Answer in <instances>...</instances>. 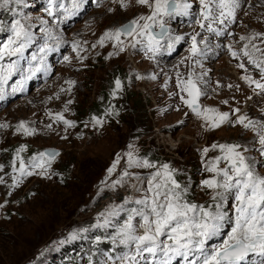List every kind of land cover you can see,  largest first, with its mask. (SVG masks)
<instances>
[{"label":"rangeland","instance_id":"obj_1","mask_svg":"<svg viewBox=\"0 0 264 264\" xmlns=\"http://www.w3.org/2000/svg\"><path fill=\"white\" fill-rule=\"evenodd\" d=\"M187 2L190 4L187 15L166 18L170 34L183 39L175 42L171 49L167 48V41L162 42L165 47L152 56L139 44L132 47V37L121 36L124 51L114 47L112 40H106L103 46L98 43L106 31L149 14L150 10L136 0H124L123 7L120 0H79V10L64 12L54 8L55 15L48 13L50 0H7L6 3L0 0V45L7 42L16 20L32 33L22 57L3 61L18 60L20 71L9 80L4 98L0 99V125H4L0 127V178L4 181L0 183V264H53L56 259L59 264H71L69 256L56 255L60 248L74 242L79 244L76 257L81 264H113L116 257L129 249L113 244L111 238L136 205L118 201L106 206L101 213L116 207L118 215L109 217L110 224L103 227L97 226L104 224L102 216L87 215L79 219L76 216L104 191L113 187L115 191H122L128 177L121 184L114 185V182L121 179L125 170L131 174L129 182L133 190L138 182V186L146 187L147 176L141 174H152L161 165L168 164L174 170V178L187 189L186 199L205 206L212 204L213 193L202 181L213 176L207 166L220 155L219 149H212L213 144L239 143L247 147L249 151L245 155L255 162L257 172L264 175V157L260 155L256 133L238 124L209 128L183 104L180 97L186 98V94L177 87L178 78L187 80L191 74L204 93L199 99L202 109L228 112L233 121L238 115L246 114L264 122V94L258 95V89L254 92V86L250 88L241 79L245 74L259 78L243 55V49L247 44L254 57L264 59V53L252 48L255 44L264 50V35L257 36L251 43L247 39L254 34H264V0H240L234 22L214 25L220 34L202 30L195 23L199 18V0ZM58 3L72 9L70 0H58ZM49 31L57 39H49ZM196 33H199L201 54L192 57L191 36ZM46 43L51 50L45 55L40 49ZM73 44H78L76 51ZM233 51L237 56L232 55ZM240 63L245 64L247 73L238 67ZM36 67H40V71H29ZM117 79L121 82L119 90L115 85ZM19 81H23V90L13 93L12 87ZM69 81L74 83L69 84ZM237 88L244 90L239 92ZM133 93L143 99L148 122L142 134L137 125L134 128L132 125L130 138L120 137L118 133L126 132L139 117L140 108ZM238 94L241 99L232 98ZM248 101V110H243ZM94 103L103 105L102 116L91 117L83 112ZM236 108L240 109L239 113L233 112ZM56 113L63 114L74 126L68 127L56 120ZM93 118L103 123L95 124ZM21 122L30 135L18 130ZM122 138L125 139L120 145ZM22 146L24 150L19 152L18 159L17 152ZM45 148H56L60 153L45 163L44 174H39V168L30 169L34 174L20 177L19 185L12 187V177H19L13 166L18 169L20 159L28 165L31 158L43 153ZM205 149L209 151L205 153ZM128 152L156 167L129 168ZM85 153L106 156L108 167L118 155L121 159L113 174H107L97 183L81 208L66 212L64 202L60 204L61 198L54 190L65 194L57 176L66 165H72L74 159ZM44 160L49 158L44 157ZM73 199L68 202L74 203ZM233 203L229 196L224 205L229 218L233 216ZM120 206L123 211H119ZM231 227V220L226 219L220 233L208 241L207 246L222 243ZM100 243L107 245L113 255L98 252ZM255 259L250 256L245 264H253Z\"/></svg>","mask_w":264,"mask_h":264},{"label":"snow or ice","instance_id":"obj_2","mask_svg":"<svg viewBox=\"0 0 264 264\" xmlns=\"http://www.w3.org/2000/svg\"><path fill=\"white\" fill-rule=\"evenodd\" d=\"M2 2L6 3L7 0H2ZM70 2L72 9L66 7L64 3H58V0H50L49 15H55L54 8L62 9L64 12L79 10V0H70ZM120 2L122 7L125 6L124 0ZM136 3L146 6L150 10L149 14L141 15L115 30L106 31L98 41L101 46L106 40H112L115 42L114 47H117L119 51H124L125 42L121 40V36L132 37V47L139 44L146 53L155 56L161 48L165 47L162 42L167 41L166 46L171 49L175 42L183 39L170 34L166 18L187 15L190 9L187 0H136ZM199 5V18L195 19V23L202 30L206 29L208 32L220 34L214 25H223L225 21L234 22L236 11L240 7V0H199ZM10 31L11 35L7 42L0 45V99L4 98L9 80L20 71L18 60H11L9 63H3V61L5 58L22 57L25 48L32 40V33L20 20L12 24ZM198 35L199 33H196L191 36L190 53L192 57L201 54L197 41ZM260 35L264 34H254L247 39L251 43ZM48 38L57 39L50 31ZM241 39L245 38L241 37ZM77 48L78 44H73V50L76 51ZM252 48L264 53V50L257 48L255 44H252ZM49 50H51L50 46L46 43L40 52L46 55ZM77 55H79L78 52ZM232 55L235 57L237 53L233 51ZM243 55L258 72L259 78L245 74L241 79L250 88L254 86V92L258 89V95L264 94V59L254 57L253 53L248 50L247 44L244 46ZM35 59L36 57H33V60ZM64 59L69 58L64 57ZM40 64H43V57L40 59ZM238 67L248 72L244 63H240ZM29 71H40V67ZM68 83L74 82L69 81ZM115 85L119 90L121 87L119 79L115 81ZM177 87L181 93L186 94V98L184 95L180 97L183 104L197 117L203 119L209 128H219L228 123L238 124L244 129L254 131L261 146L260 155L264 157V122L254 120L246 114L238 115L233 121L228 112H220L214 108L202 109L199 99L204 93L191 74L187 80L178 78ZM18 90H23V81L17 82L12 87L13 93ZM112 94L115 95V91ZM233 112L239 113L240 109L236 108ZM55 119L63 121L68 127L74 126L73 122L64 119L61 113H56ZM93 120L95 124L103 123L97 118ZM18 130L31 134L23 122L18 126ZM211 147L219 149L220 155L214 157L207 166V171L213 173V176L203 180L202 185L213 193L212 204L205 206L189 202L186 199L187 189L174 178V170L170 169L168 164L161 165L146 180V187L133 185L135 191L140 193L138 198L125 199V204H134L136 207L129 210L127 219L111 239L113 244L124 246L129 251L116 257L113 264L116 261L118 264H174L177 261L179 264H245L250 256L256 258L253 264H264V175L257 172L255 162L250 161V157L245 155L249 151L247 147L239 143L213 144ZM23 150V146L18 149V159L19 152ZM208 151L209 149L204 150L205 153ZM55 155V153H39L38 156L31 158L28 165L20 159L19 168L13 166V171L18 172L19 177H12V187L19 185L20 177L33 175V170L36 168L41 169L39 174L43 175L45 163H49ZM46 156L49 157L48 161L44 160ZM126 156L129 168L156 167L147 160L136 158L132 152L126 153ZM120 159L118 155L111 167L107 169L109 176L116 170ZM221 163L225 166L220 167ZM130 176L131 174L125 170L121 174V179L115 181L114 185L123 183L124 178ZM3 182L0 178V183ZM229 196L234 201L231 205L233 213L231 218L228 217V212L224 207ZM119 211H123V206L119 207ZM116 215H118L116 207L107 213H101L104 217V224L97 226H108L109 217ZM226 219H230L232 223L227 238L217 246L209 248L208 241L220 233Z\"/></svg>","mask_w":264,"mask_h":264},{"label":"trees","instance_id":"obj_3","mask_svg":"<svg viewBox=\"0 0 264 264\" xmlns=\"http://www.w3.org/2000/svg\"><path fill=\"white\" fill-rule=\"evenodd\" d=\"M105 96L106 94L104 93V97ZM132 96L135 97L137 107L140 108L138 114L139 117L138 119H136V124L133 121L130 126L126 129V132L118 133L120 137L126 138V136H128V138H130L132 134V125L133 128L135 127V125H137V129L141 131L142 134L143 132H145L143 130L146 128V124L148 122V117L146 114L147 112L144 108L143 99L135 93H133ZM83 112L87 115H90L91 117L93 115L100 117L105 112V110L103 109V105L94 103L87 108V111ZM125 138H122L120 145L123 143V140ZM105 157H103L101 154H94L93 156H91L85 153L82 156H79L74 159L72 165H66V168L63 169V171L60 173L61 175L58 174L57 178L59 179L61 188H65V194L59 193L60 190H54L56 194L59 195L61 198L60 204L64 202L63 205L65 207L66 212H71L75 207L80 206L81 208L83 203L86 201L87 197L90 196L93 188H95L97 183L107 177V169L109 167L106 161L107 158ZM68 181L71 182L68 183ZM73 196H75L76 199H73ZM71 199H73L74 203L68 202V200ZM78 245L79 244L77 242L65 245L59 249L58 254L54 252V255L57 254L56 256L61 258L69 256L70 261H72L71 264H81V262L78 260V257H76L79 252ZM97 251L103 252L104 254L109 253L110 255H113V251L108 252L107 245L103 243L98 244ZM53 264H59L57 259L55 260V262H53Z\"/></svg>","mask_w":264,"mask_h":264},{"label":"built area","instance_id":"obj_4","mask_svg":"<svg viewBox=\"0 0 264 264\" xmlns=\"http://www.w3.org/2000/svg\"><path fill=\"white\" fill-rule=\"evenodd\" d=\"M147 176V179L151 174H141ZM132 186V182H129L128 177V184L126 187L122 189V191H115L114 187L110 190L104 191L97 197L93 199L89 206L85 207L80 215L76 216V219L83 216L89 215H97L98 218L101 216V212L106 208L108 205H113L118 199H126V197L130 195V188ZM147 186V185H146Z\"/></svg>","mask_w":264,"mask_h":264},{"label":"bare ground","instance_id":"obj_5","mask_svg":"<svg viewBox=\"0 0 264 264\" xmlns=\"http://www.w3.org/2000/svg\"><path fill=\"white\" fill-rule=\"evenodd\" d=\"M234 71V70H233ZM233 71H230V73H234ZM244 90V88H237V91H243ZM233 99H241V95H236V96H233L232 97ZM249 103H250V101H248L247 102V104L246 105H244L242 108H243V110H248V105H249ZM143 176V175H142ZM140 182H138V184H139ZM138 184H137V186H138ZM141 186V185H140ZM139 187V186H138ZM136 191H135V189L133 188V190L132 189H130V195L131 196H128V197H132V198H136L135 196H136ZM128 197H126V198H128ZM138 197V196H137ZM118 201H120V202H122V201H125V199H118L115 203H117Z\"/></svg>","mask_w":264,"mask_h":264},{"label":"water","instance_id":"obj_6","mask_svg":"<svg viewBox=\"0 0 264 264\" xmlns=\"http://www.w3.org/2000/svg\"><path fill=\"white\" fill-rule=\"evenodd\" d=\"M130 21L126 22L125 24L129 23ZM124 25V24H122ZM122 25L118 26V27H121ZM43 153H55L56 155L54 156V158L60 153V150L59 149H56V148H45ZM47 157V156H46ZM49 158V157H48ZM54 158H51V159H54Z\"/></svg>","mask_w":264,"mask_h":264}]
</instances>
